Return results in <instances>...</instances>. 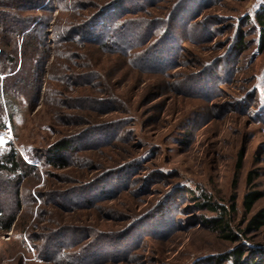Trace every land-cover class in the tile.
I'll return each instance as SVG.
<instances>
[{
  "label": "rangeland",
  "instance_id": "1",
  "mask_svg": "<svg viewBox=\"0 0 264 264\" xmlns=\"http://www.w3.org/2000/svg\"><path fill=\"white\" fill-rule=\"evenodd\" d=\"M17 1L0 0V11L33 22L16 36L14 68L0 70L4 128L13 135L0 150L15 148L36 168L18 196L0 184V203L23 209L10 231L0 229V264H82L83 252H92L88 264H231L223 256L238 246L264 251V227L231 241L205 225L216 214L196 206L209 196L230 207L236 195V231L264 207L263 196L252 213L244 208L248 191L264 193V0L129 2L144 7L121 19L144 23L129 28L148 32L143 51L169 24L161 48L175 58L154 69L134 53L61 38L62 27L106 0H46L23 10ZM3 34L0 58L13 45ZM88 132L63 154L65 167L37 158Z\"/></svg>",
  "mask_w": 264,
  "mask_h": 264
},
{
  "label": "trees",
  "instance_id": "2",
  "mask_svg": "<svg viewBox=\"0 0 264 264\" xmlns=\"http://www.w3.org/2000/svg\"><path fill=\"white\" fill-rule=\"evenodd\" d=\"M45 1L46 0H19L15 4L13 3V5L17 9L23 10L38 5L44 6L43 2ZM132 1L140 2L139 0H106L96 11L88 15L81 23L71 27H62L63 35L61 38L77 43L96 44L100 49L123 53L126 56L134 53V57L138 61V64L142 67L147 66L154 69L160 65L163 66L166 61L171 62L170 59L173 60L175 57L172 55V53H167L166 55L163 54L161 48L163 44L161 42L162 40H165L162 38L164 35H167V32L170 30L168 22H166V26L160 39L158 38L157 40L159 43L156 41V45L152 49L143 51L142 46L148 41V32L140 33L138 30L129 31V28L131 27L135 29V27H138L140 24L144 23H141L137 20H121L124 14L127 15L130 12H135L136 10H141L144 8L143 5L138 8L129 7L128 3ZM0 6L2 7L5 5L0 4ZM258 16V21L262 25V42L264 44V13ZM173 17H179V8L174 10L172 14V18ZM168 19L169 17L167 18V21ZM32 22L31 16L23 17L20 14H15L9 9L0 11V33H5V37L3 34V40L9 36L10 40L13 41L11 51H6L5 49L3 51L2 49V54L5 56L2 57L3 59L0 58V70H6V68L9 67L14 68L12 63L18 61V55L21 53L18 52L16 47V36L24 32L27 33L26 30L30 28V24ZM147 26H149L147 29H153L155 27L154 23H149ZM30 32L31 30L28 31V33ZM174 37L175 34L169 36L166 41L168 42L170 38ZM31 41L32 43H35V38ZM0 44L4 45V42H0ZM170 48L171 47L164 49ZM146 61H148V63ZM14 65L16 66V64ZM88 77L89 75L86 73L77 74V78H85V80H87ZM13 85H15V83ZM4 92L7 98L9 109L11 110V108L14 107L13 93L8 89H6ZM68 100L69 99H65L62 101V103H65ZM88 100L94 102L101 101L93 97L89 98ZM103 101L104 100H102V102ZM3 109L4 108L0 105V134L5 126ZM90 133L91 132H88L85 137H82V134H78L79 136L74 135L64 137L58 141L56 147L52 148V151L48 152L49 154L45 155L44 157L39 154L37 158H39V160L43 158L46 163H53L55 165L60 162L59 164H62L61 166L65 167L66 164L63 162L65 157L63 154L66 153L70 147L77 144V140L80 138H83L84 141L90 136ZM240 164L241 159L239 161V165ZM35 168V165L24 161L15 148H10L6 151L0 150V184H3L4 187L14 190L17 196L21 189L20 185L23 176L28 172L35 170ZM250 181L251 179H249V184ZM66 195L70 194L66 193ZM263 196L264 193L261 191H248L244 196L245 211L252 213L256 203ZM236 199V195L231 196L229 204L230 207L213 202L209 196L207 199L205 198V203L204 201L203 203H196V206H201L200 208H209L216 214L214 217L204 220L205 225L215 231L220 232L224 238L230 239L231 241H237L240 239L239 236H247L248 234L258 231L264 227V207H262L251 215L245 228L238 229V231H236L232 224V214L238 210ZM22 210L23 209L20 203L17 202L9 203V205L6 201L5 203H0V229H3L7 232L10 231L12 229L16 213L22 212ZM245 248L246 247L244 245L242 247L238 246L232 250V252L225 254L223 258L225 260H229L231 264H264L263 250L255 251L254 249H251L252 251H247ZM90 255H92V252H83L78 255L77 258L82 262V264H88L94 261L92 260L93 258L88 259Z\"/></svg>",
  "mask_w": 264,
  "mask_h": 264
},
{
  "label": "built area",
  "instance_id": "3",
  "mask_svg": "<svg viewBox=\"0 0 264 264\" xmlns=\"http://www.w3.org/2000/svg\"><path fill=\"white\" fill-rule=\"evenodd\" d=\"M0 138L4 140L3 144L11 142L13 139L12 131L9 127L4 128L3 132L0 134Z\"/></svg>",
  "mask_w": 264,
  "mask_h": 264
},
{
  "label": "snow or ice",
  "instance_id": "4",
  "mask_svg": "<svg viewBox=\"0 0 264 264\" xmlns=\"http://www.w3.org/2000/svg\"><path fill=\"white\" fill-rule=\"evenodd\" d=\"M4 140L2 138H0V144H3Z\"/></svg>",
  "mask_w": 264,
  "mask_h": 264
}]
</instances>
